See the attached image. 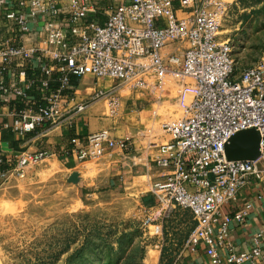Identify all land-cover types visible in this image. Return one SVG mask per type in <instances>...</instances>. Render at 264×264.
Listing matches in <instances>:
<instances>
[{
  "label": "built area",
  "instance_id": "built-area-1",
  "mask_svg": "<svg viewBox=\"0 0 264 264\" xmlns=\"http://www.w3.org/2000/svg\"><path fill=\"white\" fill-rule=\"evenodd\" d=\"M60 1L18 0L8 6L0 0V27L15 34L12 42L0 41V98L22 106L10 109L12 123L5 129L26 137L46 125L72 128L101 101L115 114L122 89L164 92L170 78L190 80L177 99L182 117L162 125L170 140L153 145L158 155L152 163L164 172L152 189L159 215L190 212L195 228L185 250L204 249L211 264H264V231L254 236L250 251L237 252L230 242L231 225L244 224L253 203L234 215L226 212L252 184L264 189V60L239 73L234 44L221 35L239 0H67L68 12ZM103 3L109 5L105 11ZM102 12L104 23L98 19ZM25 38L34 47L27 48ZM87 76L114 86L82 98L72 78ZM250 129L261 136L260 159L229 161L226 147ZM132 147L130 140L101 131L76 155L94 162ZM47 157L46 151L25 152L6 168L0 155V178H25L29 167ZM155 228L157 234L163 230ZM173 264H184L183 254Z\"/></svg>",
  "mask_w": 264,
  "mask_h": 264
},
{
  "label": "rangeland",
  "instance_id": "rangeland-1",
  "mask_svg": "<svg viewBox=\"0 0 264 264\" xmlns=\"http://www.w3.org/2000/svg\"><path fill=\"white\" fill-rule=\"evenodd\" d=\"M221 32L234 44L239 73L263 61L264 0H239ZM186 82L170 78L164 93L155 91L164 104L155 111L180 119L177 98ZM130 92L125 88L123 96ZM106 155L81 165L88 193L70 182L79 172L50 154L29 167L25 178H0V264H173L185 252L188 227L173 214L159 215L154 185L141 178L111 189L114 172L98 166L109 160ZM5 202L15 211L3 210Z\"/></svg>",
  "mask_w": 264,
  "mask_h": 264
},
{
  "label": "crops",
  "instance_id": "crops-1",
  "mask_svg": "<svg viewBox=\"0 0 264 264\" xmlns=\"http://www.w3.org/2000/svg\"><path fill=\"white\" fill-rule=\"evenodd\" d=\"M2 1L8 6H12L18 0ZM60 5L66 12L69 11V1L61 0ZM108 7V3L101 5V9L104 11ZM98 19L101 23H104L107 20V15L102 12L99 14ZM39 25H43V22L39 21ZM0 28V41L12 42L15 37L14 32L2 27ZM25 45L27 48H31L35 44L25 38ZM37 46L40 49L43 48L42 44L38 43ZM29 75L36 77L39 73L31 72ZM11 79V77H6L7 82ZM16 80L18 81V79ZM169 82L170 79L166 89ZM72 85L77 89V93L82 98H86L99 89L110 92L114 86V82L109 80L97 81L94 77L87 76L82 80L72 78ZM57 87V84L53 86L54 89ZM123 91L124 89L118 92L120 105L115 114L111 113V108L107 101H101L91 107L84 117L78 120L72 128H59L46 125L26 137H17L12 131L4 127L5 124L12 123V117L9 116L10 109L22 108V106L14 103L9 105L0 98V155L3 156L6 162L5 167L7 168L8 165L12 166L16 164L18 158L25 152L46 151L52 157L62 159L65 165L68 166L69 171L74 173L78 171L81 178H79V190L82 193H88L89 187L87 184H84L85 181L82 180L83 175L79 171L84 162L78 159L76 149L86 145L90 135L101 131H108L115 138L130 140L133 145L131 152L113 151L107 153L106 157L109 160L98 164V166L114 172L108 180L111 189H120L127 181L141 178L151 185L161 182L164 172L156 168L152 163L158 155V150L153 145H163L170 140V136L162 129V125L176 120H169L167 116L160 115L159 111H155L157 106L163 107L164 104L158 102L161 98L157 97V92L154 90H132L129 97H124ZM100 168L98 167V172L102 171ZM260 190L256 184H252L240 194L236 203L226 207V212L234 215L246 204L253 203L254 205L250 217L244 224L235 222L231 225L230 242L237 252L250 251L254 236L259 231H264V197L259 199L261 194L264 195V189ZM172 214L174 216L173 220L181 222L184 227H188V232L185 236L186 243L195 228L194 219L191 213L185 210L177 209ZM220 253L222 257L227 256L225 250H221ZM183 262L184 264H211L204 249H200L196 254L185 250Z\"/></svg>",
  "mask_w": 264,
  "mask_h": 264
},
{
  "label": "water",
  "instance_id": "water-1",
  "mask_svg": "<svg viewBox=\"0 0 264 264\" xmlns=\"http://www.w3.org/2000/svg\"><path fill=\"white\" fill-rule=\"evenodd\" d=\"M261 136L256 129L237 134L226 147L229 161H257L261 157ZM71 183L80 185L79 175L74 174Z\"/></svg>",
  "mask_w": 264,
  "mask_h": 264
},
{
  "label": "clouds",
  "instance_id": "clouds-1",
  "mask_svg": "<svg viewBox=\"0 0 264 264\" xmlns=\"http://www.w3.org/2000/svg\"><path fill=\"white\" fill-rule=\"evenodd\" d=\"M2 208L5 211H15V207L6 202L2 205Z\"/></svg>",
  "mask_w": 264,
  "mask_h": 264
}]
</instances>
